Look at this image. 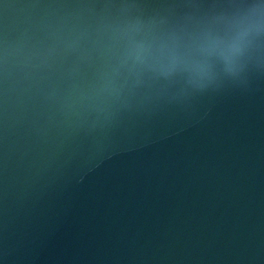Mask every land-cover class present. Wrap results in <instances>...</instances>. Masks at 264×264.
I'll use <instances>...</instances> for the list:
<instances>
[{
    "label": "water",
    "instance_id": "water-1",
    "mask_svg": "<svg viewBox=\"0 0 264 264\" xmlns=\"http://www.w3.org/2000/svg\"><path fill=\"white\" fill-rule=\"evenodd\" d=\"M0 264H264V0H0Z\"/></svg>",
    "mask_w": 264,
    "mask_h": 264
}]
</instances>
